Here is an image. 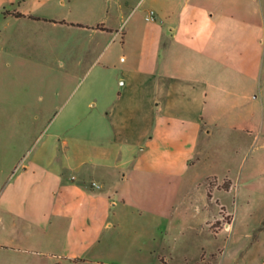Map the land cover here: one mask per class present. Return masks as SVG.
Returning a JSON list of instances; mask_svg holds the SVG:
<instances>
[{
	"label": "crops",
	"instance_id": "obj_1",
	"mask_svg": "<svg viewBox=\"0 0 264 264\" xmlns=\"http://www.w3.org/2000/svg\"><path fill=\"white\" fill-rule=\"evenodd\" d=\"M136 8L145 19L121 11L125 31L110 29L128 50L97 130L81 135L75 103L45 113L33 155L0 180V264H168L150 245L170 228L128 222L164 211L128 208L126 185L193 174L216 134L264 148V0Z\"/></svg>",
	"mask_w": 264,
	"mask_h": 264
},
{
	"label": "rangeland",
	"instance_id": "obj_2",
	"mask_svg": "<svg viewBox=\"0 0 264 264\" xmlns=\"http://www.w3.org/2000/svg\"><path fill=\"white\" fill-rule=\"evenodd\" d=\"M139 1L0 0V180L33 155L51 123L45 113L55 118L75 103L81 135L97 130L128 50L110 29L124 30L121 11L145 19ZM253 141L216 134L193 174L126 185L128 208L164 211L128 218L170 228L150 245L155 255L168 264H264V148Z\"/></svg>",
	"mask_w": 264,
	"mask_h": 264
},
{
	"label": "built area",
	"instance_id": "obj_3",
	"mask_svg": "<svg viewBox=\"0 0 264 264\" xmlns=\"http://www.w3.org/2000/svg\"><path fill=\"white\" fill-rule=\"evenodd\" d=\"M153 15H154V12L152 11V12L150 13V15H149L148 19H151V18H153ZM94 185H96V186H97V184H95V183H94Z\"/></svg>",
	"mask_w": 264,
	"mask_h": 264
},
{
	"label": "trees",
	"instance_id": "obj_4",
	"mask_svg": "<svg viewBox=\"0 0 264 264\" xmlns=\"http://www.w3.org/2000/svg\"><path fill=\"white\" fill-rule=\"evenodd\" d=\"M19 16V15H18Z\"/></svg>",
	"mask_w": 264,
	"mask_h": 264
}]
</instances>
